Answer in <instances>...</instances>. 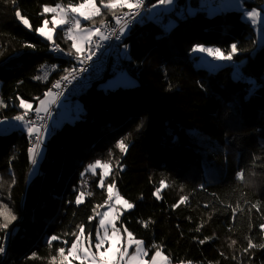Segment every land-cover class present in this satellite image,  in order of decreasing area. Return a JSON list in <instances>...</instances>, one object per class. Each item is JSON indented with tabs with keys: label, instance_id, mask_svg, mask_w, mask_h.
<instances>
[{
	"label": "trees",
	"instance_id": "trees-1",
	"mask_svg": "<svg viewBox=\"0 0 264 264\" xmlns=\"http://www.w3.org/2000/svg\"><path fill=\"white\" fill-rule=\"evenodd\" d=\"M94 1L99 13L85 24L125 8ZM191 1L193 12L143 16L129 29L122 67L137 83L104 89L107 75L77 96L83 111L48 136L31 180L32 136L0 129V204L18 217L0 228L7 245L0 264H86L68 249L82 229L94 238L98 215L112 202L109 185L133 204L121 210L117 227L143 240L147 257L161 250L176 263L264 264V44L240 10L209 15ZM82 2L0 0V121L24 114L21 99L35 105L51 89L36 78L42 64L62 60L48 51L52 41L35 32L51 17L44 7ZM53 41L72 48L58 32ZM232 44L238 51L225 66H196L195 46L227 54ZM53 235L59 240L48 243Z\"/></svg>",
	"mask_w": 264,
	"mask_h": 264
},
{
	"label": "rangeland",
	"instance_id": "rangeland-1",
	"mask_svg": "<svg viewBox=\"0 0 264 264\" xmlns=\"http://www.w3.org/2000/svg\"><path fill=\"white\" fill-rule=\"evenodd\" d=\"M197 2L199 5H202V7L206 10L207 14L212 15L219 12H224L226 10H240L242 12V17L252 26L257 39V44L259 46L264 44V23L261 22L262 16H257L256 23L253 24L247 17L244 15L247 11H251L252 9H256L257 12H260L261 9H264V0L261 2V7L254 6H248L244 3V0H193ZM246 1H253V0H246ZM83 3V2H82ZM111 3H114L115 6H122L119 3H115V0ZM79 4H58L60 5V8L57 9L55 12H49L51 14V17L48 21L47 26L44 24L41 27H44L45 32H47L49 29L52 30L53 40L55 39V36L58 33H61L62 29H67L68 31V37L66 40H71L72 43L76 42L80 44L82 50L85 49L86 42L93 39L95 36L91 37L89 40L87 38V30H95V23L92 22L91 24H85V22L88 20L83 19V17L79 13H72L71 7L73 6H79ZM155 5V7H153ZM179 6V10H176L175 7ZM114 6V7H115ZM50 8H55V6H47ZM127 7L123 8L122 10L116 12L115 14L124 11ZM61 9H63L66 13L65 20L67 21L64 24H57L56 27H53L52 24V18L55 16L57 20L60 19L61 15ZM94 9H100V7L96 4V2L93 0V5L82 9L83 12L87 13L89 15V19L96 16L98 13L94 11ZM193 2L191 0H186V3H180L178 4L177 0H173V2L170 5H160L158 0H152L149 2L148 6L144 9L142 13V17L146 16L147 19L150 20H158L161 18L160 12H170L175 10L176 14L178 16H182L184 14V11L187 10L188 12H193L194 10ZM114 14V15H115ZM75 17V20H80L81 22V28L76 29L74 27H68V21L73 20L75 23V20L73 19ZM176 20L174 17L170 18V21L167 24V28H171L175 23ZM69 29H72L71 32H69ZM129 28H124V33H128ZM71 37V38H70ZM45 38V37H44ZM46 39V38H45ZM53 42V41H52ZM55 42V41H54ZM59 44V43H58ZM207 47V46H204ZM213 48L214 47H209ZM71 51V50H68ZM76 53V51H75ZM193 55H198L196 60V66L205 67L208 70L215 71L218 68L225 66L228 62L225 60H215L213 57L209 56L207 53H199V52H193ZM137 83L136 79L132 77L125 68H121L117 73L108 76L106 80L101 84V87L104 89H113L118 86H133ZM51 88V87H50ZM48 93L47 95H45ZM38 101L35 103V105L30 102L26 101L30 104H32V109L36 110L39 109L40 112L48 111L50 108H52L50 118L48 120L47 125L42 130L41 137L43 138V144L45 140L48 138V136L57 128L62 126L65 122H72L75 119L79 117L81 112L83 111L82 103L79 100L78 97H67L63 96L61 98L57 99V95L55 94L54 89H50L46 92ZM44 100L45 104L41 105L40 101ZM51 106V107H50ZM49 108V109H48ZM29 111V110H28ZM0 129L12 130V129H21L27 132V123L22 122L18 123L15 121V119H2L0 121ZM39 145V150L41 151V155L38 158V163L35 167L31 165L29 172H28V179L31 180L34 176L37 175L39 171V162L44 156L45 147L44 145ZM85 182V181H84ZM121 197L118 193L112 191L110 194V199L112 202H110L98 215V221L97 226L95 230L94 238L86 237L82 231H80L76 238L79 237V240L77 241V249L74 250L73 255H69L71 258L75 260H81L85 261L86 264H101L100 259V252L105 253V258H114L115 264H151L152 256L147 257V250L145 248L144 241L141 239H137L132 236L131 240H129L128 232L123 231L119 229L116 225V220L118 219V216L122 209H127L126 206L122 204L116 203V198ZM83 198V197H82ZM122 198V197H121ZM124 199V198H122ZM125 200V199H124ZM109 212V216L105 217L104 213ZM101 219L106 220V224L104 226H101L99 224V221ZM113 226L116 229V238L113 240ZM105 228H107V236L108 240L105 241L102 246L99 248V250L96 247V244L99 242L97 240V236L103 238L105 236ZM75 238V241H76ZM136 241H140L141 243V252L137 253L136 248ZM109 248H111L110 251H106ZM119 248L120 252L117 253L116 249ZM127 248V253H124V249ZM161 252V257L157 258L156 264H197V263H189V262H173L170 260V258L164 254L161 250H157ZM137 255L136 260H132L131 257L133 254ZM146 253V255L142 254ZM121 254L122 258H121Z\"/></svg>",
	"mask_w": 264,
	"mask_h": 264
},
{
	"label": "built area",
	"instance_id": "built-area-1",
	"mask_svg": "<svg viewBox=\"0 0 264 264\" xmlns=\"http://www.w3.org/2000/svg\"><path fill=\"white\" fill-rule=\"evenodd\" d=\"M146 4L147 0H144V4L136 10L138 15L126 16L125 13L129 12V9L126 8L124 11L96 24L95 28H100L103 34L109 36L110 39L100 40L98 36H95L82 50V54L68 51L58 43L51 42L48 51L62 60L61 62L42 64L37 77L41 81L51 82V88L55 90L58 99L63 96L77 97L92 86L95 81L117 73L123 66L124 59L128 56V49L125 43L126 33L124 31L120 32V28L127 27L130 29L140 22ZM116 17H122V19L117 22ZM73 24L74 21L69 20L67 25L68 27H73ZM60 34L62 39H67V29H62ZM117 36H119V39H117ZM53 43L59 46L61 52L52 50ZM90 52H94L95 55L92 56L91 60H88L86 57ZM58 82L60 86L55 87ZM51 111L52 108L45 112L39 111V115H37L36 110L28 112L25 121H34V127L40 130L39 135L41 136L42 130L48 123ZM34 144L35 136H32L31 146L33 147Z\"/></svg>",
	"mask_w": 264,
	"mask_h": 264
},
{
	"label": "snow or ice",
	"instance_id": "snow-or-ice-1",
	"mask_svg": "<svg viewBox=\"0 0 264 264\" xmlns=\"http://www.w3.org/2000/svg\"><path fill=\"white\" fill-rule=\"evenodd\" d=\"M158 2H159L160 5L166 6V5H170L173 2V0H158ZM115 3H119L122 6H126L129 9V12L125 13L126 16H129V15L134 16V15H138L136 10L139 9L144 4V0H115ZM92 5H93V0H84V2L81 3L79 6H73V7H71L70 10L74 14L79 13L83 17V19L87 20L90 17H89V15L87 13L83 12L82 9H86V8L92 6ZM114 6H115L114 3H109L108 5H105V7H114ZM153 7H155V5ZM59 8H60V5H56L55 8H50V7L45 6L43 11L45 13L55 12ZM94 11L98 13L99 9H94ZM65 15H66L65 11L63 9H61V15H60V19L59 20H57V18L55 16H53V18H52L53 27H56L57 24L66 23L67 21L65 20ZM244 15H246V17L253 24L256 23L257 16H262L261 22L264 23V9H261L260 12H257L256 9H252L251 11H247L246 13H244ZM16 16L18 18H20V20L22 21V23L26 27L29 26V21L22 16L20 11L16 12ZM73 19L75 20V17H73ZM120 19H122V17H116L117 22H119ZM43 24L45 26H47L48 21L44 20ZM73 27L76 28V29H80L81 28L80 20H75V23L73 24ZM71 31H72V29H69V32H71ZM123 31H124V27H121L120 28V32H123ZM35 32H37L40 36L45 37L48 41H53V35H52V30L51 29H49L47 32H45L44 27H38V28L35 29ZM93 36H98L100 40H108V39H110L109 36H106V35L103 34V32H102V30L100 28H96L95 30H91V29L87 30V38L90 40L91 37H93ZM117 39H119V36H117ZM26 46L29 47V48H34L35 47V45H32V44H27ZM72 48L75 49L77 54H82V48H81L80 44H78L76 42H73ZM52 50L57 51V52H61V49L59 48V46L55 45L54 43H53V49ZM237 51H238V46L236 44H232L231 45V52H229L227 54H225L219 48L213 49V48L204 47V46H200V45H197V46H195L193 48V52L207 53L209 56L213 57L215 60H225V61L232 60L233 59V55L236 54ZM69 55H71V53H69ZM93 55H95V53L94 52H90V54L86 58L88 60H91ZM53 67H55V66H53ZM37 79H39V77H37ZM59 86H60V84L58 82L55 85V87H59ZM47 94L48 93H46L45 95H47ZM40 104L41 105L45 104V101L41 100ZM19 106H20L21 109H24L25 112H24L23 115H17L15 117V121L18 122V123H22V122H25V119L28 116V110H30L32 108V104H30V103L24 101L23 99H21ZM37 115H39V109H37ZM34 124H35L34 121H31V120L27 121V134L30 137L31 136H35V144H34V146L28 149L29 154H30L29 155V159H30L31 164L33 165V167H35L37 165L38 158L41 155V151L39 150L38 146L43 144V138L39 135V131L40 130L36 129L34 127ZM117 147L121 150V152H124L126 150V148H127V145L124 143L123 140H121V141L117 142ZM96 164L99 165L100 161H97ZM103 167L104 168H108L109 166L107 164H105V165H103ZM237 178L238 179L242 178V174L240 172L237 173ZM101 180H103V175H101ZM13 183H14V181H13ZM163 184H164V182L162 181L161 182V187H163ZM113 187H114V185H109L108 186V193L109 194L112 193ZM159 191L160 190L158 189L157 193L155 195H158ZM186 199H187L186 197H182L181 198V202H183ZM80 202H81V196L78 195L77 198H76V203L79 204ZM116 203L126 206L127 209H132L133 208V204L129 203L127 200L122 199L121 197H117L116 198ZM104 216L108 217L109 216V212H105ZM0 217H2L6 221V223L0 224V228H2V229H8L9 226L14 221H16L18 219V217L11 212V210L8 208V206L4 205V204H0ZM99 224L101 226H104L106 224V220L105 219H101L99 221ZM261 228L264 229V225H261ZM82 231H83V229H82ZM197 231H199V229H197ZM105 233L106 234H105V236L103 238L97 236V240L99 242L96 244V247H97L98 250L102 246V244L105 241L108 240L107 228H105ZM112 236H113V240H115V238H116V229H115L114 226H113ZM128 237H129V240H131L132 234L130 232L128 233ZM205 239H208V238H205ZM57 240H59V237H57L56 235H53V236H51L49 238L48 243H52V242H55ZM78 240H79V237L76 238V241L72 242L71 247L68 249V254L70 256L73 255L74 254V250L77 249V246H78L77 245V241ZM141 243L142 242H140V241H136L137 253L141 252V248H140ZM200 243H204V241H200ZM232 243L235 244L236 242L232 241ZM253 247H255V245H253L252 242L249 241L248 248H253ZM261 247H264V245H262ZM6 250H7L6 244L5 243H0V254L5 253ZM110 250H111V248H109L106 251H110ZM64 251H65L64 248H60L59 249L60 253H64ZM245 251H247V249ZM116 252L119 253L120 249L117 248ZM124 253H127V248L124 249ZM142 254L146 255V253H142ZM33 255H35V254H33ZM99 255H100V259H101V264H115L114 258H105V253L104 252H100ZM122 255L123 254H121V258H122ZM158 257H161V252L160 251H156L155 254L152 256L151 264H156V261H157ZM131 259L132 260H136L137 259V255L134 253L132 255Z\"/></svg>",
	"mask_w": 264,
	"mask_h": 264
},
{
	"label": "crops",
	"instance_id": "crops-1",
	"mask_svg": "<svg viewBox=\"0 0 264 264\" xmlns=\"http://www.w3.org/2000/svg\"><path fill=\"white\" fill-rule=\"evenodd\" d=\"M244 1H246V0H244ZM123 7H126V6H123ZM60 37H61V34H60ZM62 38V37H61ZM69 41H71V40H69ZM89 42V41H88ZM88 42H86V44L88 43ZM71 44H73L72 43V41H71ZM68 50H71L72 52H75V49L74 48H70V49H68ZM51 107V106H50ZM49 109V108H48Z\"/></svg>",
	"mask_w": 264,
	"mask_h": 264
}]
</instances>
